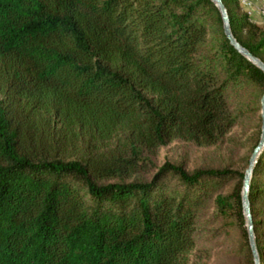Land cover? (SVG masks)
I'll list each match as a JSON object with an SVG mask.
<instances>
[{
	"label": "trees",
	"instance_id": "16d2710c",
	"mask_svg": "<svg viewBox=\"0 0 264 264\" xmlns=\"http://www.w3.org/2000/svg\"><path fill=\"white\" fill-rule=\"evenodd\" d=\"M222 2L264 63V25ZM242 79L263 95L211 0H0V264H192L205 233H235L229 264H254L245 170L156 161L175 140L219 142ZM248 198L264 264V148Z\"/></svg>",
	"mask_w": 264,
	"mask_h": 264
},
{
	"label": "rangeland",
	"instance_id": "374dc122",
	"mask_svg": "<svg viewBox=\"0 0 264 264\" xmlns=\"http://www.w3.org/2000/svg\"><path fill=\"white\" fill-rule=\"evenodd\" d=\"M242 12H246L249 19L259 25H264V0H237ZM207 19L210 36L216 34L219 25L214 14L202 11L198 14ZM228 100L231 108L238 114L236 124L216 144L200 147L190 142L175 140L161 147L156 161L162 164L169 161L190 171L195 168H227L244 171L247 160L253 151V146L261 120V91L258 85L251 86L245 80H240L230 86ZM232 184L224 186L227 189ZM209 205V204H208ZM211 209V208H210ZM210 211L205 210V218ZM219 222L207 223L208 227L218 225ZM237 243L235 233L231 235H211L205 233L200 236L199 247H207L208 258L197 259L192 264H229L234 260L231 252Z\"/></svg>",
	"mask_w": 264,
	"mask_h": 264
},
{
	"label": "water",
	"instance_id": "95a60500",
	"mask_svg": "<svg viewBox=\"0 0 264 264\" xmlns=\"http://www.w3.org/2000/svg\"><path fill=\"white\" fill-rule=\"evenodd\" d=\"M211 1L215 4V6L217 7L220 13L223 31L226 37L229 39L230 43L235 47V49H237L240 53H242L245 57H247L252 63H254L264 73L263 61H261L258 57L251 54L233 36L231 27H230L228 12L222 0H211ZM260 103H261V113H260L261 133H260L258 143L253 148V151L249 157L248 166L244 171V178H243V185H242V192H241V202H242L243 214L245 217L246 228L248 232V239H249V244H250V248H251L252 255H253L254 264H260V260H259V255H258V251H257L256 244H255V239H254L253 220H252V214H251V209H250V202L248 198V192L250 188V179L252 175V169L257 161V158L260 152L264 148V93L261 97Z\"/></svg>",
	"mask_w": 264,
	"mask_h": 264
}]
</instances>
